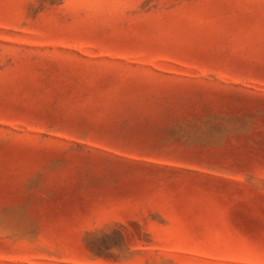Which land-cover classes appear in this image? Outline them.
Segmentation results:
<instances>
[{"label": "rangeland", "instance_id": "obj_1", "mask_svg": "<svg viewBox=\"0 0 264 264\" xmlns=\"http://www.w3.org/2000/svg\"><path fill=\"white\" fill-rule=\"evenodd\" d=\"M0 264H264V0H0Z\"/></svg>", "mask_w": 264, "mask_h": 264}]
</instances>
